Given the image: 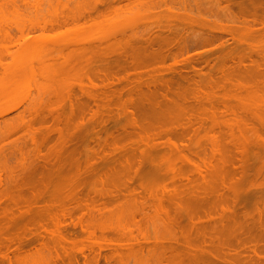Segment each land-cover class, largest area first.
Segmentation results:
<instances>
[{
	"label": "rangeland",
	"instance_id": "1",
	"mask_svg": "<svg viewBox=\"0 0 264 264\" xmlns=\"http://www.w3.org/2000/svg\"><path fill=\"white\" fill-rule=\"evenodd\" d=\"M210 1L211 0H0V146H2V151L0 153L2 154L4 149V153L6 154L2 155L5 156L7 153H10V150L13 149L14 146H22V144L25 153L28 152V149L31 150V138L33 136L31 132L33 129L39 127V125L37 126L34 124V126H32L34 128L31 129V126H29L31 114L34 112L43 114L42 116H45V114L47 115L49 112L57 115L59 117V123H56L55 128L59 129L62 134H68L69 136L74 134L79 121V110L76 109L77 106L81 107L83 110L85 120H88L94 113L101 114L103 119H107L108 122L102 127L96 124L89 126L88 123V127L86 126L87 128L85 127L83 131V133L87 135L85 139L87 138L86 140H88V142L83 144L81 153L78 155L82 163L87 157H90L89 160H94L93 166H96L94 171L97 172H95V174H89L90 177L93 175L98 176V173L102 175V173L107 171L105 169L107 166L108 170L115 167L113 163L116 164L118 174L124 176L129 169H132L129 171L133 173L131 171H133L134 166L131 168L129 166H132L133 163L129 162L134 161V164L137 163L139 165L142 162L140 165L142 167L140 168L141 171L150 172L151 174L158 172L164 175H161L164 182L154 183L151 186L153 187V191L156 190L155 195L158 194L159 196V190L161 188L157 190V185L159 187L162 186V183H166L168 185L166 186L171 189L173 185H170V183L168 184V182L173 173L179 174L180 177H189L195 184L197 183L198 186V172L211 181L213 179L218 181V178L223 177L225 178L224 180H226L224 185L226 188L223 187V191L224 188L225 191H227V188L229 189L225 196H231L228 192L234 190L237 191V193L232 191L234 192L232 196L233 194H238L239 197L244 198L242 199V203H240V199L239 207H230L231 209L235 208L236 211H233H235V213L237 212L233 215L235 221H232L233 216L232 218L230 217V222H234V225H230L233 226V228H231L234 235L233 237L237 235V240L239 241V239H241L240 241L244 242L247 241V239L251 241L250 237L253 235L252 240L255 241L256 239V243L258 241L259 244H255L253 247H257V254L263 255V258L260 257L259 259L254 258L256 255L252 256L251 250L254 248L249 246L254 243L251 241L252 243L249 246L247 245L249 250L247 247H243L244 250H240V246L238 247L239 251L237 249V252H240V254L236 252L237 256L234 253V256L230 255L229 258L228 256L226 257L230 260L232 258L234 263L238 261L237 264H264V207L261 206L262 201L261 204L258 203L257 200L255 201V197H259V191L264 187L260 186V190V187H253L255 184L264 181V49L261 48L264 47V31L261 30L262 33H260V30H258L259 33L250 34L251 36L242 35V31L237 34L232 32L233 35H231V32L230 34H228L229 32L225 34V29L223 30L224 32H220L221 26L224 27L226 24L227 26L229 24V26H232L235 23L232 24V19H230L231 23L229 19L226 20L225 16L227 13L225 11L227 10H224V8L226 9V5H224L225 2L222 3L223 0H219L221 1L220 5L218 4L219 2L216 3V0L211 1V3ZM222 4L224 8H222ZM221 8L223 12H225L224 14L220 10ZM230 14L231 13L228 15ZM237 14L234 15L237 17ZM243 15L241 14V16L244 17L243 19H245L247 14L245 16ZM250 15L252 16V14ZM258 15L259 14H257V16ZM203 19L204 22H206L203 24H209L210 28L213 27L214 29L216 27L212 26L210 22H216L215 19H217L215 26L219 25L220 28V30L216 28L218 30L217 34H215L217 31L211 28L215 31L214 34L212 33L214 35L212 37L214 38H211L213 41L211 40V43L209 42L207 45L206 43L203 45L201 42L199 45L193 40L198 34L203 32L205 34L207 32L206 35H208L213 31L208 30L206 26L202 27L203 24H199L200 26L198 25ZM206 19L212 21H208L209 23L207 24V21H205ZM64 20L65 22L62 23ZM240 20L239 22H241ZM245 20L244 22L247 23L248 20ZM258 20L256 21L260 23L264 22V20L262 22ZM194 22L197 25H195ZM244 22L242 24H245ZM251 22L249 23L252 24L253 22ZM245 25H247L248 29L249 27L250 29L253 27L251 25L248 26V23ZM253 25H255V29H257V27L260 28L262 24L257 26L254 22ZM227 26H225L226 29ZM236 27L237 26L234 28ZM238 27L236 29H238ZM245 32L250 33V31ZM193 33H195L194 35L196 36H194ZM131 34H137L136 36L146 34L147 36H149L148 34L152 36L153 34V37L154 35H164L163 37L168 36L172 40L169 46L162 47L163 54L161 57L142 60L139 66L129 70L127 76H124L123 72H118L119 69L116 70L118 72L116 75H119V78L123 77V80H121L122 78L120 79V83L114 82L115 79H117L116 76L115 79L108 77L113 80L109 79L107 81L101 79L103 78L102 74L101 78H98L97 75L99 74L93 71H95L96 68L102 70L106 65H110L111 63H107V61L104 62L105 59L107 57H111L112 59L111 53L113 51L119 48H125L127 37L131 36ZM180 35H184L185 37L183 36V38H181ZM174 38L175 40L176 38L179 39L178 42L177 40H173ZM189 38H193V41ZM183 42L186 44L188 49L187 53L189 54H186V52L184 53L185 50L183 51L181 49L183 47ZM196 44L198 45L196 46ZM257 47H259L258 52L261 53H258L256 50H254L256 52L252 51L253 48L256 49ZM260 48L262 50H260ZM205 50L209 51L206 53ZM228 50L232 51L230 52ZM198 52H202V55ZM239 52H241V54H239ZM242 52L243 54L246 53V56L242 55ZM250 52L254 54H249ZM196 53L200 56H196ZM229 54L232 55L229 57ZM237 54L243 56L244 60L239 56L238 58ZM187 55H190V57L193 55L192 59L186 60ZM226 55L229 58H227ZM248 55L249 59L250 57L252 58L250 59L252 61L248 59ZM234 56L236 58H234ZM233 58L234 60H231ZM242 60L243 62H241ZM121 89L123 91L120 93ZM224 90L225 92H223ZM117 91H119V93H117ZM227 91L229 92L226 93ZM149 95H154L155 97L151 96L149 98ZM89 96L95 98L99 108L88 101ZM141 96H145V98L142 99L144 103H142L144 119L147 123H152H146L144 124L145 126L156 125L157 127V124H159L161 126L158 128L163 129L162 127L165 126V128H170L169 130L179 126V128L176 127L178 133L176 132V128V130L173 129L177 134L174 132H172L173 135L169 134L170 131L167 130L168 136L171 135L174 137L176 135L173 139L170 137V140L171 142L174 141V144L176 143L177 150L167 143L168 136L166 135V130L162 131L159 129L160 133L164 132V134H159L155 129H150L153 127L149 128L147 126L149 131H145L146 133L139 135L138 130L134 128V124H137L139 120L138 122L134 121L135 123H132L131 120L133 118L131 119L130 113H135L132 114L136 118L134 120L137 121L139 118V116H136L138 111L136 110V113L134 110L137 103L135 105L134 102H138ZM109 99L112 100V103L111 105L109 104L110 107H107L105 103ZM131 103L134 104L131 105ZM70 105L74 106V114H70ZM118 117L119 119H116ZM114 119H116V122L117 120L119 121L118 126L113 124ZM154 119L156 121H154ZM47 120L45 123L43 122L44 124L42 123L43 126L39 127L41 131L44 126H46L45 124L48 125V128L46 129L45 127L44 132L48 131L50 128H54L53 121L49 122V119L47 123ZM116 122L115 124L118 123ZM115 126L119 127V129ZM180 126L185 127V129L187 128L186 130L188 131H186V133L185 131L182 132ZM114 130H116V132ZM181 132L183 134L185 133V135H183L184 137ZM54 133L52 132V135H54L52 139H49V143L45 142L43 143L44 145H52L54 141L56 142L58 135L56 134L57 132ZM112 133L114 136L116 135V142L114 143L108 140V142L104 143L103 141L108 139ZM180 133L183 139H179L180 136L178 134ZM95 135H98V138H100V142L98 143V145L100 144L99 146L96 145L97 142L95 141L97 140L95 139ZM162 135L166 136L164 137ZM177 136L179 138H177ZM90 138H92L93 141ZM25 147H28L27 152ZM92 148L95 150V153L89 154L88 150ZM29 153L31 154V152ZM103 155L108 157L106 158L108 161L104 162L105 160L101 159V162L99 160L98 157ZM16 156H18V154ZM105 157H103V159H105ZM8 159L9 163H6V167L1 169L3 171H0L2 178H4L5 175L6 177L10 176L11 171L14 169L15 160L13 157ZM125 161H128V164H126ZM187 161H192L194 164L196 163L195 165H199V168L196 169L192 167ZM203 162L205 163L204 165ZM74 164V162H71L67 165L68 168L65 170L69 172L68 174H71L73 171L72 168ZM100 164L102 167L104 166L103 168L106 171L103 172ZM9 165L12 166L10 167ZM137 168L139 169L138 165ZM235 178L241 181L240 185L237 187L236 185L238 184H236V181L238 180ZM217 181L216 183L219 182ZM194 183L193 185H195ZM215 185L213 187L214 189H216L217 186L219 187V190L218 188L216 189L219 192L216 193L218 197V194L219 196L221 195V187L219 183L217 186ZM86 186L84 190L87 189ZM178 186L179 188L180 186L184 188L185 184L176 185V189H178ZM194 187L196 188V186ZM235 188H240V190H236ZM253 189H258L259 191L254 190L255 195L257 193L258 195H252L254 201L250 202L249 199L252 198L250 194L253 193ZM149 191L151 193L153 192L152 189L150 190V187ZM239 191L241 194L238 193ZM169 192L171 193L172 190ZM212 193L214 194L215 191ZM213 194L211 195L212 197ZM262 194L260 192V195L264 197L263 191ZM223 195L224 194H222V196ZM244 195L248 197L246 198ZM145 196H147V193ZM245 198L247 202L249 201V205L245 203L248 206L243 203L245 202ZM254 202L259 204H256L258 206L257 209L258 211L261 210L262 214L254 211ZM127 205L128 204H126V207H124L125 205H119L120 207H105L106 210L103 209L105 213L102 215L99 213L94 214L93 211L87 212L85 210V213H87L84 219H86L87 223L90 225L88 227L98 225L108 230L109 228L117 229L115 233L105 231L102 236L106 240L115 237L120 239L119 236H121L123 237L121 239L123 244L127 242L128 244H125L129 245V243L132 242L131 245H134V247L136 246V243H134L136 241H154L156 237L154 241L156 242V239L159 241L162 237L164 239L165 237H170H167L168 233H166L167 235L165 234L164 225L158 223L159 221L161 222L159 218L149 219L147 222L143 219V222L141 219L143 214L141 213L142 215H138L140 217H135L134 220L132 211L134 210L135 216H137V213L139 214V212H137L138 207L135 209L134 207H127ZM243 207H245V209ZM146 208L147 207H145V210ZM148 208L147 213L144 210V214H148V212L151 211L149 215L152 216L153 210L151 209H153V207L150 209ZM216 208L218 210V207ZM219 211H221L220 207ZM227 214L228 213H226V215ZM92 215H94L95 218H93ZM79 216L80 213L76 212L71 220L77 221L76 218ZM143 217H145V215ZM252 218L255 219L253 220ZM224 220L226 222L228 219L226 218ZM66 221L70 223L68 218H66ZM153 221L158 222L154 223ZM228 222L225 225L227 228L230 227L228 225L230 222ZM252 224L257 225L253 226ZM249 225L251 227H249ZM71 227L72 226L69 225L67 231H70L69 233L71 234L73 233V236L71 235L72 237L75 236L79 239L86 237L84 234L80 233L78 226L74 229ZM258 228L260 229L258 230ZM127 230H129L131 234L123 233ZM248 230L251 232L249 233ZM260 230L263 231L261 232ZM232 231L229 229L231 235ZM143 233L144 237H141ZM244 233L250 236L246 237ZM96 235L99 236L98 233H96ZM243 236L244 239L242 241ZM103 237H101V239H103ZM227 237L228 236H226V238ZM228 238L227 240H229ZM231 238L230 240L232 243L234 238ZM46 240L49 241L48 237L45 239L43 245L46 244ZM106 240L104 243L107 242ZM144 241L143 243L145 244ZM149 241L147 244L150 245L151 243H149ZM248 241L247 244L250 243ZM34 243L36 244V242ZM34 243H32L33 247L29 245L27 247L25 246L26 249H22L23 253L22 250H20L21 255H19L21 257L19 255H17L19 257H16V259H20H18L19 261L15 259L14 261L11 256V260L14 261V263H12V261L11 263L32 264L33 260L37 258L38 263L36 262V264H48V255L46 256L45 253L49 252H46L43 248L44 253L42 249V254L39 251V253L35 252L34 248H36L35 246L37 245ZM37 244H39V242H37ZM166 244L164 243V246H167ZM235 246L236 245H233L234 248ZM149 247L151 249L153 246ZM135 248L136 250L138 249L137 246ZM37 249L39 250V245ZM232 249L230 251H232ZM30 250L35 253H30ZM109 250L110 249L107 248L101 250L100 262L103 261L102 257H104V255H108L111 252ZM155 250L156 249H154V251ZM158 250L159 249H157L154 254L158 252ZM139 253L140 252H136L134 254L138 257L132 256L133 258L135 257L134 260L133 258L129 260L130 256L127 264H165L164 261H161L162 263L159 262L160 260L157 261V259H160L158 258L159 253H156L157 255H154L156 256L154 258L151 257L152 253L151 255L147 253L150 257L148 255L145 256V251L142 252L144 256L141 255L143 261L141 259L140 261L142 262L140 263V261L137 260L140 257ZM226 255H228V253H226ZM76 256L78 261L82 264V256L79 253H77ZM235 257L238 258V260L235 259ZM22 259H24V261ZM1 260L3 261L0 257V264Z\"/></svg>",
	"mask_w": 264,
	"mask_h": 264
},
{
	"label": "bare ground",
	"instance_id": "2",
	"mask_svg": "<svg viewBox=\"0 0 264 264\" xmlns=\"http://www.w3.org/2000/svg\"><path fill=\"white\" fill-rule=\"evenodd\" d=\"M211 1H215V0H211ZM211 1H210V3H211ZM221 1L216 0V3L219 2L218 4L220 5ZM180 3H182V2H180ZM222 3H224V5H226L225 6L226 9L224 8L223 4L221 5V6H223L222 8H224V10H227V11H225L227 13L226 16L229 13H231L227 17H230V16L237 14V13L238 14H237V17H236V15H234L233 17H230V18H227L225 16L226 20L229 19V22L231 23L230 19H232V24H234V23L235 24L234 25L231 24L233 27L229 26L230 24L228 26L226 24L225 26H227V29L225 26H224L225 28L221 26L220 32L225 31V34L227 32H229L228 34H230V32L231 33L235 32L237 34L238 32L242 31L241 32L242 35L244 34V36H247V35L251 36V35H253V33L254 34L259 33L258 30H260V33H262V31H264V25H263L264 22H262L264 20V0H241V1L240 0H223ZM182 4H184V3H182ZM183 8H184V6H183ZM222 8L220 10L223 12ZM233 8H234L233 11H236L237 13L232 11ZM225 12H223V14ZM241 14L242 15L247 14L248 16L247 15L246 16L243 15V16H245V19H247L248 21L243 19L244 17H242ZM250 14H252V16H254L255 18L252 17ZM257 14H259L260 16L259 15L257 16ZM238 15H239V17H238ZM255 15L257 16V18ZM240 16H241V18H240ZM233 18H236V19H233ZM238 18L241 19V20L239 19L241 22H239V20H237ZM250 18H252V19L254 18L253 21L255 20L254 22L256 25L258 23L262 24L261 26L263 29L261 28V26L259 24L258 25L260 26V28L257 27V29H255L256 26L253 25L254 22ZM215 20H216V22H213L212 20H210V21H212V22H210L209 19L208 20L206 19L205 21H207V24L209 22H210V24L212 23L211 25L218 29L219 25L215 26V24L217 23V19H215ZM235 20H237V21H235ZM244 20L247 21V23L249 24L248 26H250V25L253 27L255 26L254 28L252 27V29H255V30L250 29V27L248 29L247 25H245L247 23H245ZM256 20L261 21L262 23L257 22ZM202 21L200 23H198V22H196V23H198V25L199 24L202 25L203 23H206V22H204V19ZM242 21L245 24H242L243 23ZM64 22H65V20L62 23H64ZM229 22H227V23H229ZM249 22H251L252 24H250ZM62 23H60V24H62ZM213 23H214V25H213ZM194 24H195V22H194ZM195 25H197V24H195ZM208 25L203 24L202 27L206 26V28L208 27L207 29L210 31L214 29L213 27H211V28H213V29H211L210 25L209 26ZM241 25H244L246 28L244 26H241ZM235 26H237V27L239 26L238 27L239 30L236 29L237 27L234 28ZM228 27H229V29H228ZM230 27L233 29H231ZM216 28L214 29L217 31L215 34L218 33V30ZM220 28H219V30H220ZM214 30L211 31L210 34H212V33L214 34V32H215ZM245 31H250V33L245 32ZM206 33L204 34V32H203L201 34H198L197 35L198 37L196 35H194L195 33H193V35L196 36V38L193 37L194 39L193 38H191V39L189 38V39L190 40L193 39L194 42H197L199 45H200V42L203 45H204V43H206V45H207L209 42L211 43V40L214 38L212 36H214V35L213 34L212 35H210V34L206 35ZM136 35L137 34H135V35L131 34V36H128L127 37V44L125 45V48H123V49L119 48L118 50L113 51L111 53L112 57H113L112 59H111V57H107L105 59L104 62L107 61V63L108 62L111 63L110 65H106L107 67L103 66L105 69L101 67L102 70L99 68H98L99 69L98 70L96 68L97 70L95 69V71H93V72H96L97 74H99V75H97L98 78H101V74H102L103 78H101V79L107 81L109 79L110 80L115 79V76H116L117 79H115L114 82L120 83V81L123 80V77H121L122 79L119 78L118 77L119 75L118 76L116 75V74H118V72H121V73L123 72L124 76H127L129 70L139 66L142 60L155 59V58L161 57V55L163 54L162 47L169 46L171 44V40H172L168 36L163 37L164 35H161V36L154 35V37H153V34H152V36L150 34H148L149 36H147V34L142 35V36H140V35L136 36ZM231 35H233V33ZM145 36H147V37H145ZM183 36L180 35L181 38H183ZM199 36H201V37H199ZM173 40H175V38ZM176 40L178 42L179 39L176 38ZM175 41H174V44H175ZM172 44H173V42H172ZM198 44H196V46ZM194 45H195V43H194ZM182 46L183 47L181 49L183 51L185 50L184 53L186 52V54H189V53H187L188 49H187V46L184 42H183ZM258 48L259 47H257L256 49L255 48H253V49L251 48V49L253 52H256V51L258 52ZM261 48L264 49V47H261ZM261 48H260V50H262ZM179 50H180V48H179ZM234 50H235V48H234ZM254 50H256V51H254ZM207 51H209V50H207ZM207 51L205 50L206 53H207ZM228 51H230V50H228ZM202 52H204V51H202ZM202 52H198V53H201V55H202ZM253 52H250L249 54H254ZM198 53H196L197 54L196 56L199 55ZM258 53H261V52H258ZM239 54H241V52H239ZM245 54L246 53L243 54V52H242V55H245ZM231 55L229 54V57ZM235 55H236V53H235ZM191 56L193 57V55H191ZM238 56L239 55L237 54V57ZM192 57H190V55H187L186 60L192 59ZM226 57H227V55H226ZM229 57H227V58H229ZM239 57H241L243 59V56H239ZM234 58H236V57L234 56ZM234 58L231 60H234ZM248 59H249V55H248ZM250 59H252V58L250 57ZM243 60L241 62H243ZM250 61H252V60H250ZM243 66H244V64H243ZM244 68H245V66H244ZM116 70H118V72ZM108 77H112L113 79L108 78ZM104 78H106V79H104ZM117 81H119V82H117ZM112 85H113V83H112ZM122 91L123 90L121 89L120 93ZM223 92H225V90ZM228 92L229 91H227L226 93H228ZM113 93H114V91H113ZM117 93H119V91H117ZM151 96L155 97L154 95H149V98ZM143 98H145V96H141V99H139L138 102H134L135 105L137 103V105H136L137 109H136V107H134L135 105L133 106L135 108L134 110L138 111V114H136V116H139V118L137 117L138 118L137 121L134 120V119H136L133 115L135 113L134 112L130 113L131 119L133 118L131 120L132 123L138 122V120H139V122L137 124H134V126H135L134 128L136 130H138L139 135L146 133L145 131H149L148 129L150 127H153L150 129H155L156 132H159L160 130H162V131L166 130V133H167V130H169L170 128H167V127L165 128V126L162 127L163 129H160V128H158L161 126L159 124H157V127H156V125H154L155 127L153 125H151V126H149V125L145 126L144 125L147 122L144 119L145 118L144 117V111H143L144 110L143 109L144 103L142 101ZM88 101L92 102L93 104L96 105V107H98L94 97L89 96ZM111 103H112V100L109 99L106 101L105 105H107V107H110ZM134 103H131V105H133ZM199 103H201V102H199ZM102 106H100V107H102ZM69 109H70L69 110L70 114H74V111H75L74 106L70 105ZM76 109L79 110V112H78L79 121H78V124L76 126L75 132L72 136L71 135L69 136L68 134H62L59 129L55 128L56 123H59V117L57 115H54L52 112H49L47 115L45 114V116H42L43 114H39L37 112H34L31 114V117H30V125L29 126H31V129L34 128V127H32V126H34V124H36L37 126L39 125V127L43 126L42 123L43 122L45 123L47 119L51 120V121L49 120V122L53 121L52 123L54 125V128H52V129L50 128L51 130L48 129V131L44 132L45 127H46V129L48 128V125L45 124L46 126H44L42 131H41V128L39 129V127H37V129H33V131L31 130L32 132L31 131L30 132L33 135L31 138V147L32 148H30L31 150H29L28 147H25L26 152L28 149V152H27L28 154L25 153V149H23L24 148L23 144H22V146H14L13 149L10 150V153H7V155H5V156L2 155V154H6V153H4V151H5L4 149H3V153L2 154L0 153V171H3L1 169L6 167V163H9L8 160H10V159H8V158L13 157V159L15 160L14 161V163H15L14 169L11 171L10 176L6 177V175H5V177L2 178V176L0 174V257L3 259V261L1 260V264H12V263H14L15 260L19 259V258L16 259V257H19L21 255L20 250L26 249V247L28 245L32 246V243H34V242H36V244L35 243L34 244L37 245V246H35L36 248H34L35 252L41 253L43 251V249L46 252L47 251L49 252V253H45L46 256L48 255V259H49L48 264H79L80 262L78 261V258L76 256L77 253H79L83 258L82 264H127V262H129L128 259L130 256L131 257L129 260H131V258H133L132 256H137V255H134L136 252H140L139 253L140 257H139V259H137L140 261L142 259L141 255L144 256L143 255L144 253H142L143 251H145V253H146L145 256H147L148 254L151 255V253H152L151 257H154V258L156 257L154 255H157L156 253H159L158 258H160V259H157V261L160 260L159 261L160 263H162L164 261L165 264H237L238 261H236L237 263H234V261H232L231 257H230L231 260L228 258L230 255L234 256V253L236 254L238 247L241 246V248H239L240 250L241 249L244 250L245 247H247V249L249 250V247H251V246L253 247V246H255V244L256 245L258 244V241L256 243V239H255V241L252 240V236H253L252 234H251L252 236L250 238L254 244H251L252 242L250 241V239H249V241L247 239V241L250 242L247 244V241H244L245 243L241 242L240 241L241 239H239V241H238L236 238L237 235L235 237H233L234 235H233V231L231 229V228H233V226H230V225L233 224L234 222L232 223V222H230V220H231L232 216L234 214H236L237 212L235 213V211H236L235 208L231 209L230 207H237V206L239 207V204L242 203V199H244V198L239 197L238 194L237 195L233 194V196H232V193H234V192L237 193V191H234V190H232L234 192H232V191L228 192L232 196V198L229 195L225 196L229 189L227 188L226 189L227 191H225L226 187L224 185H225L226 180H224L225 178H223V177L218 178L219 182L216 179H213L211 181L208 178H206L205 176H203L200 172H198V174H199V182H198L199 186H198V184L196 183L197 184L196 185L194 183V181L191 180L189 177H180L179 174L173 173V174H171V177L169 178V182H168V184L170 183V185H173L171 187V189H169L167 187L168 185L166 183H162V186H159V187L157 185V190H158V188L159 189L161 188L159 190L160 196L158 194H156L157 196L155 195L156 190L153 191V187H151V186L154 183L164 182V179L161 176L163 174H160L158 172L151 174L150 172L141 171L140 168H142V167L140 165L142 164V162L140 165L137 163L134 164V161L129 162V163H133L132 166L129 165L130 168L134 166L133 171H131L133 173H130L129 170H132V169H129L128 172H126V175H124V176L118 174V169L116 168V164H114L113 162H112L113 166H115V167L110 168L108 170L107 169L108 166H107L105 168L107 171L104 170V168H103L104 166L102 167V165L100 164L103 172L104 171H106V172L102 173V175H100L101 173H98L99 175L96 174L98 176H95L92 174L94 177L93 176L90 177L91 173L95 174V172H97V171H94V168L96 167V166L95 167L93 166L94 160L93 159L89 160L90 157H87L86 160H84V161L82 160L83 161V163H82L78 157L79 153H81V147L83 146V144L85 142H88V140H86L87 138L85 139V137H87V135H85L83 133V131L85 130L86 126L88 127V123H89V126L96 124L97 126L102 127V126L106 125L108 120L103 119L102 115L98 114V113L92 114L88 120H85V115H84V112L81 109V107L77 106ZM137 111H136V113H137ZM131 114L133 115V117ZM48 117H51V118H48ZM116 119H119V117ZM116 119H114L113 124L118 126L119 121L117 120V122H118L117 123L115 121ZM48 120H47V123H48ZM143 120L145 121V123ZM54 121H55V123H54ZM154 121H156V120L154 119ZM115 122L117 124H115ZM150 123H147V124H150ZM117 126H115V127H117ZM117 128L119 129V127H117ZM117 128H115V129H117ZM175 128H173V129H175ZM177 128H179V126ZM180 128H181L182 132L185 131V133H186V131H188V130H186L187 128L185 129V127L180 126ZM173 129L169 130L170 131L169 134H172V132H174L176 130L175 129L173 131ZM114 131L116 132V130H114ZM52 132L53 133L57 132L56 134L58 135V139L56 140V142L54 141V143H56V144L53 143L52 145H44L43 143H45V142L49 143V139H52V136L55 134L54 133L52 135ZM176 132L178 133V129ZM176 132H174V133H176ZM181 133L178 134L180 136V138L178 136H177V138L183 139V137H184L183 135H185V133L184 134L182 133L183 137L181 136ZM157 134H155V135H157ZM159 134H164V132H162V133L159 132ZM169 134L167 133L166 135L168 136ZM115 136L112 133L109 136L110 139L108 138V139H106L107 141L104 140L103 142L106 143L109 140V141L115 143L116 142ZM162 136H164V135H162ZM175 136L174 137H172L171 135L168 136L169 138L167 137V143L170 144L174 149L177 150L178 148H177L176 143L174 144V141L171 142V140H170V137H172L171 139H173V138H175ZM159 137H160V135H159ZM90 139L92 140V138H90ZM95 139L97 140V141H95V142H97L96 145L99 146L100 144L98 145V143L100 142V138H98V135H95ZM19 145H21V144H19ZM1 147L2 146H0V149H1L0 152L2 151ZM88 151H89V154L95 153V150L93 148L89 149ZM29 152H31V154ZM17 154H18V156H16ZM101 157H98L100 161H101V159L105 160L104 162L108 161V160H106V158H108V157H105L104 155ZM103 157H105V159H103ZM88 160H89V162H88ZM71 162H74L75 164H74V167L72 168L73 171L71 172V174H68L69 172H67L65 169L68 168L67 165ZM137 162H140V161H137ZM187 162H188V164H191L192 167H194L196 169L199 168V165H195L196 163L194 164L192 161H187ZM116 163H117V161H116ZM125 163L128 164V161L127 162L125 161ZM95 164H98V163H95ZM204 164L205 163L203 162V165ZM137 165H138L139 169L137 168ZM9 166L11 167L12 165H9ZM127 166H126V168H127ZM4 170H6V169H4ZM235 179L240 181L238 178H235ZM236 180H234V181H236ZM241 180H242V178H241ZM216 181L220 184V187H221L220 188V191H221L220 194L221 195L219 196V194H218V197L216 196L217 195L216 193H219V192L216 189L218 188V190H219V187L217 186L218 183H216ZM238 181H236V184H238V185H236V187L239 186L241 183V181L240 182H238ZM263 182H259L261 184H259V183L255 184L253 187H255V188H257V187L259 188L260 186L264 187ZM193 183L195 185H193ZM232 183H231V185H232ZM133 184H134V186H133ZM135 184H136V186H135ZM178 184L179 185L185 184V187L183 188L180 186V188H179V186H178V189H176L177 188L176 185H178ZM214 185L217 186L216 189L213 188ZM85 186L87 187L86 190H84ZM194 186H196V188ZM149 187H150V190L152 189V191H153L152 193L149 191ZM197 187H199V188H197ZM223 187H225L224 191H223ZM261 187L259 188V190L261 189ZM213 189L215 191L214 194L212 193V192H214ZM262 189L261 190L264 192V188H262ZM171 190H172V192L174 191L173 194H172V192L171 193L169 192ZM236 190H240V188H238ZM254 190L255 189H253V191H252L253 193H251V194L248 193L251 195L250 197H252L251 199H249L250 197L248 198L250 200V202L254 201V198H253V196L255 195ZM256 190H258V189H256ZM261 190L259 191V197L257 196L258 191L256 192L257 194L255 196H257L258 198L255 197L256 198L255 201L257 200V202L260 204L262 201L261 206L264 207V201H263L264 197L262 196L263 194H262ZM145 192L147 193V196H145V194H146ZM260 192L262 195H260ZM238 193H240V191ZM212 194H213V197L211 196ZM222 194H224V195L222 196ZM153 195H155V196H153ZM244 196L246 198L248 197L247 195H244ZM260 196L263 199H261ZM147 197L148 198L150 197L149 198L150 200ZM246 198H245V202H243V203H244V205H247V204L249 205V201L247 202ZM240 199H241V202L239 203ZM257 202L253 203V204H255L254 205V207H255L254 211L256 213L257 212L261 213V210L259 209L260 211H258V209H257V207H258L257 205H259ZM245 203H247V204H245ZM118 204L122 205V206L125 205L124 207H126V204H128L131 206L127 205V207H131V208L134 207L135 209L138 207L137 212H139V214L137 213V216H135V213H134L135 211L134 210L132 211L133 212L132 216H134V218H133L134 220H135V217L139 218L140 216H138V215H140L141 213L143 214V215L141 214L142 215L141 219L142 220L145 219L146 222L149 219L151 220V219H156V218L158 219L159 218L161 220V222L159 220H158L159 222L158 221H156V222L164 225L165 231H166L165 234L168 233L167 237L170 236L169 237L170 239L166 238V237L164 239L162 236H160V237H162V239L159 238L160 239L159 241H157V239H156V242H154L156 237L154 238V241L150 240L151 242L149 240H146L147 242L143 240L145 242V244L143 243V241L142 242H138V241L134 242L133 241L134 243H136V246L138 247V249L136 250V248H135L136 246L134 247V245H131L132 242H130L129 245H127L128 244L127 242H125L127 244H125V243L123 244V242L121 241V239L123 237H121V236H119L120 239L118 237H115L113 239H107V240L102 236L105 233V231L110 232V233L111 232L115 233V231L117 230L115 228H109V230H108V229H105V228L98 226V225L97 226L92 225L91 227H88L90 225L87 223V220L84 219V216L86 215V213L88 211H93L94 214L99 213L102 215L103 213H105V210H106L105 207L106 208L117 207V206L120 207ZM250 204L253 205L252 203H250ZM145 207H147V208L153 207V209H151V210H153L152 211L153 214L151 213L152 216L149 215L151 212L150 210H149L150 212H148V214H144L145 213L144 212ZM216 207H218V210ZM219 207H220L221 211H219ZM147 208L145 210L146 213L148 211ZM150 208H148V209H150ZM243 208L245 209V207H243ZM103 209H105L104 212H103ZM228 209H229V211H228ZM85 210L87 211L86 213H85ZM233 210H235V211H233ZM76 212H79L80 216L76 218L77 221H73L71 219H72L74 213H76ZM95 212H97V213H95ZM226 213H228V214L226 215ZM231 213H233V214H231ZM144 215H145V217H143ZM92 216H93V218H95L94 215H92ZM95 216H97V215H95ZM227 216H229V217H227ZM66 218L69 219L70 223H67ZM226 218L228 220L225 222L224 219H226ZM60 219H61V221H60ZM234 219L235 218L233 216L232 221H235ZM143 222H144V220H143ZM156 222H154V223H156ZM227 222L229 223L228 224L230 226L229 228L225 227ZM140 224H142V223H140ZM69 225L72 226L73 229L78 226L80 229V233L84 234L86 237H83L80 239L76 238L75 236L72 237L73 233L71 234V233H69L70 231L69 232L67 231L68 230L67 228L69 227ZM143 225H141V226H143ZM146 225H148V224H146ZM255 225H257V224H255ZM255 225H253V226H255ZM145 227H147V226H145ZM150 227H151V225H150ZM249 227H251V226L249 225ZM155 228H156V225H155ZM260 228H258V230ZM229 229H230V231H232V235L229 232ZM255 229H256V227H255ZM160 230H161V228H160ZM250 230H248L249 233L251 232ZM154 231H156V230H154ZM96 233H98L99 236H97ZM123 233L128 234L129 230H127ZM129 234H131V233H129ZM142 235L143 236H141V237H144V233ZM229 235H230V237H229ZM155 236H156V234H155ZM226 236L229 237V238L227 237L229 240H227ZM231 236H232V238H234L235 243L238 242L237 244H235L234 241L231 243V240H230ZM244 236L247 237L250 235L245 234ZM244 236L242 237V241L244 239ZM258 236H260V235H258ZM47 237H48L49 241L46 240V242H45L46 244L43 245L44 241ZM101 237H103V239H105L107 242L104 243L105 240L101 239ZM157 237H158V235H157ZM239 238H241V237H239ZM117 239H119V240H117ZM149 239H151V238H149ZM148 241H149V243H151L150 245L147 244ZM37 242H39V244H37ZM166 242H167V244H166ZM152 243H153V245H152ZM164 243L167 246H164ZM41 244H42V246H41ZM38 245H39V250L37 249ZM46 245H47V248H46ZM233 245H236L235 248L233 247ZM247 245L248 246L250 245V246L248 247ZM149 246H153V247H151V249H150ZM106 248L110 249L109 251H111V252L108 255H104V257H102L103 261L100 262V252L102 249H106ZM232 248L234 249L235 252L233 251ZM253 248H252L253 250H251V248H250L252 256L256 255V256H254L255 259L256 258L259 259L260 257L263 258V255L261 256V255L257 254V251H256L257 247H253ZM41 249H42V251H41ZM46 249H48V250H46ZM154 249H156V250L159 249V250H158V252H156L154 254V252L156 251V250L154 251ZM225 249H226V251H225ZM227 249H228V251H227ZM231 249H232V251H230ZM239 249H238V251H239ZM23 250H22V253H23ZM30 251H29L30 253H35V252H32V250H30ZM86 252H87V254H86ZM26 253H28V252H26ZM43 253H44V251H43ZM226 253H228V255H226ZM230 253H232V254H230ZM238 254H240V252ZM17 255H19V256H17ZM29 255H31V254H29ZM159 255L162 257V260H161V257ZM11 256H12L13 260L15 259L14 261L11 260ZM226 256H228V258ZM236 256H237V254H236ZM27 257H28V255H27ZM30 258H32V257H30ZM24 259H22V260L24 261ZM134 259H135V257L133 258V260ZM235 259L238 260V258H236V257H235ZM31 260H30V263H31ZM137 260H136V262H137ZM11 261H12V263H11ZM23 261H20V262H23ZM142 261H143V259H142ZM142 261H140V263ZM149 261H151V260H149ZM152 261H154V260H152ZM36 262L38 263L37 258H36V260H33L32 264H36ZM133 262H135V261H133ZM239 263H241V262H239ZM15 264H17V263L15 262ZM162 264H164V263H162Z\"/></svg>",
	"mask_w": 264,
	"mask_h": 264
}]
</instances>
